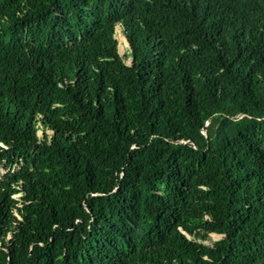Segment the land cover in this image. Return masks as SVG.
Masks as SVG:
<instances>
[{"label": "trees", "instance_id": "16d2710c", "mask_svg": "<svg viewBox=\"0 0 264 264\" xmlns=\"http://www.w3.org/2000/svg\"><path fill=\"white\" fill-rule=\"evenodd\" d=\"M2 163L0 264H264V0H0Z\"/></svg>", "mask_w": 264, "mask_h": 264}, {"label": "rangeland", "instance_id": "374dc122", "mask_svg": "<svg viewBox=\"0 0 264 264\" xmlns=\"http://www.w3.org/2000/svg\"><path fill=\"white\" fill-rule=\"evenodd\" d=\"M120 31H121L120 28L117 27L116 37H117V39H118V41H119V52H120V54L123 56V55H124V51H125L124 48H125L126 46H128V44H127L125 38L123 37V35L121 34ZM38 132H39V135H40V136H43L44 133H43V129H42L41 126L39 127V131H38ZM51 132H52L51 130H48V131H47V133H48L47 138H49ZM152 139H153V138H151V140H152ZM142 141H143V140H141V139L138 140L139 143H141ZM176 143L178 144V143H180V142H176ZM6 170H7V168L4 166V163H2V164L0 165V176L3 175V174L6 172ZM77 224H78V225H81L80 222H78ZM211 236H212L213 239H218V238H219V235L212 234Z\"/></svg>", "mask_w": 264, "mask_h": 264}, {"label": "water", "instance_id": "95a60500", "mask_svg": "<svg viewBox=\"0 0 264 264\" xmlns=\"http://www.w3.org/2000/svg\"><path fill=\"white\" fill-rule=\"evenodd\" d=\"M128 44V43H127ZM239 115H244V114H239ZM239 115H236V116H228V115H226L227 117H230V118H232V119H234V120H238V121H244V120H247V119H249L250 118V116H247V115H244V116H246L245 118H242V119H240V118H238V116ZM209 124V121L206 123V125H208ZM206 133V131H204V134ZM167 141H170L172 144H175L176 142H180V143H188V141L187 140H180V141H175V140H171V139H167ZM138 141H135V142H133V144L131 145V147H130V150L131 149H133V148H136L137 147V143ZM122 174H123V172H122ZM83 205H84V208L88 211V209L86 208L87 206H86V198H85V200L83 201ZM89 220H90V222H92V214L89 212Z\"/></svg>", "mask_w": 264, "mask_h": 264}]
</instances>
